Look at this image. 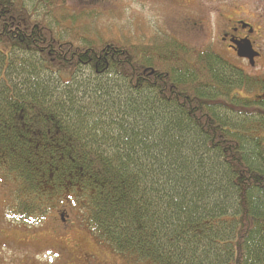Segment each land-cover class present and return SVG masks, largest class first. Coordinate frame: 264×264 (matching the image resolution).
Masks as SVG:
<instances>
[{
    "label": "trees",
    "instance_id": "16d2710c",
    "mask_svg": "<svg viewBox=\"0 0 264 264\" xmlns=\"http://www.w3.org/2000/svg\"><path fill=\"white\" fill-rule=\"evenodd\" d=\"M46 2L39 18L0 0L9 214L36 224L76 198L129 264H264V77L178 40L93 38L64 25L66 0Z\"/></svg>",
    "mask_w": 264,
    "mask_h": 264
},
{
    "label": "rangeland",
    "instance_id": "374dc122",
    "mask_svg": "<svg viewBox=\"0 0 264 264\" xmlns=\"http://www.w3.org/2000/svg\"><path fill=\"white\" fill-rule=\"evenodd\" d=\"M19 1L36 17L40 18L48 13L46 0ZM66 2L68 12L76 17L74 25L69 21L64 24L66 27L73 26L80 33L90 34L91 37L96 39L103 37L118 42L130 39L137 44L139 40L148 42L155 39H164L163 34L166 32L164 27L168 21H166L165 16H172V12H169L170 15L168 14L169 9L166 8L163 1L156 3L154 0H66ZM195 4L196 6L190 12H186L185 9L182 12L175 11L177 18L185 16L183 17L185 20L191 18L192 22L196 24V29L194 28L195 30H192V32L183 35L181 41L193 50L213 49L248 74L264 77V56L259 66L251 69L249 65L247 67L244 62L230 55L220 45V38L237 18L253 25L257 24L253 13L255 14L257 9L261 10V5L264 8V0H199ZM160 6H165L163 8L168 15L164 14V10ZM47 17L48 21L55 25V16L49 15ZM56 18L60 19L58 16ZM62 32L64 36L70 38L71 31L64 29ZM260 41L263 42L264 47V35ZM22 57L27 60V67H30V63H36L35 59L31 61L25 55H22ZM33 73L34 71L31 72V74ZM15 75L14 72L10 79L13 81L12 84L19 82ZM78 78L79 81L99 82L87 70L79 72ZM108 80L109 83H117L105 86L112 92L124 87V84L118 83L119 81L116 80L115 76H111ZM11 189L10 182L0 176V221L6 228L19 229L18 231L10 230L7 235L5 234L7 243L16 240L21 246L34 245L35 243L41 246L43 244L41 248L31 249L28 253L45 264H63V261L68 259L65 247H69L71 252L74 251L72 249L77 250L78 254L83 253V251L90 253L96 251V248L92 245L93 234L86 219L87 211L85 205L80 203L81 200L66 197L65 200L54 202L44 220L29 225L19 223L9 214L7 203L9 202L8 194ZM3 200H5V203ZM78 206H81L80 211ZM62 216L67 220L66 223ZM83 216L85 219L82 218ZM28 229L32 232L23 231ZM36 235L39 236V239H36ZM103 250L106 254L100 257L102 264H129L123 255L108 251L106 248ZM3 252L8 255L13 254L14 247L6 246ZM128 259L130 264H148L138 262L133 257ZM93 264H98V262Z\"/></svg>",
    "mask_w": 264,
    "mask_h": 264
},
{
    "label": "flooded vegetation",
    "instance_id": "af4514ba",
    "mask_svg": "<svg viewBox=\"0 0 264 264\" xmlns=\"http://www.w3.org/2000/svg\"><path fill=\"white\" fill-rule=\"evenodd\" d=\"M154 1L156 3H158V1H163L165 3L166 8L169 9L168 14L169 12H172L171 14L172 16H165L166 21L167 20L168 21L166 22L165 27H164L166 31L165 34H163L164 38L166 39L169 38L170 40L181 41L182 39L181 37L183 35H186L187 32L190 33L192 32V30L196 29L195 28L196 24L192 22L191 18H188L187 20L183 18L185 16L177 18L175 11L182 12L184 11L183 9H185L186 12H190L192 11V8L196 6L195 4L196 1H199V0H158V1L154 0ZM163 7H161L162 10H164ZM164 14L168 15L165 10H164ZM180 14L182 15V13ZM253 16H254L255 21H257L256 25H253L251 23H248L238 18L237 20L233 21V25L220 38V43H221L220 45L221 47L223 46L230 55L240 59L242 62L246 64V66H248L250 65L249 60L245 58H239L236 48H238L237 46L240 45L242 42L250 41L253 50L259 54V57L255 58V65L253 66V68H257L260 62L263 60V56H264V47L262 45L263 42L260 41V39L263 38V35H264L263 34L264 33V8H262V5H261V10L257 9V12L255 14L253 13ZM146 36L147 35H145V37ZM3 201L5 203V200ZM62 218L64 219V222L66 223L67 220L64 218V216H62ZM10 230L18 231L19 229H15L11 227L6 228L4 227V225H2V222L0 221V264H45L42 261L33 257L32 254L28 253V251L31 249L41 248L43 244L41 246L36 243L34 245L27 244V245L21 246L16 242V240L14 242L7 243L6 235L7 233L10 232ZM23 231L32 232V231H29V229L23 230ZM36 239H39L38 235H36ZM92 245L96 248L95 252L90 253L87 251L85 252L83 251V253H80V254H78L77 250L75 249H72L74 251L71 252L69 251L71 250L69 249V247H65L67 250L65 249L64 250L68 254V259L64 260L63 264H93L95 262H98V264H102L100 257L101 255L105 253L104 250L102 249L100 244L94 240H93ZM6 246L14 247L13 254L8 255L3 252V250L5 251Z\"/></svg>",
    "mask_w": 264,
    "mask_h": 264
},
{
    "label": "water",
    "instance_id": "95a60500",
    "mask_svg": "<svg viewBox=\"0 0 264 264\" xmlns=\"http://www.w3.org/2000/svg\"><path fill=\"white\" fill-rule=\"evenodd\" d=\"M244 25V24H243ZM236 48L237 54L239 58H245L248 59L250 62V65L253 67L255 65V58L259 57V54L256 53L250 41L242 42L240 45Z\"/></svg>",
    "mask_w": 264,
    "mask_h": 264
}]
</instances>
